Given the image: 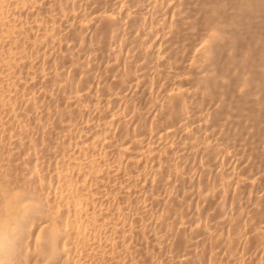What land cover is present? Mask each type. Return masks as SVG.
<instances>
[{
	"label": "bare ground",
	"instance_id": "obj_1",
	"mask_svg": "<svg viewBox=\"0 0 264 264\" xmlns=\"http://www.w3.org/2000/svg\"><path fill=\"white\" fill-rule=\"evenodd\" d=\"M262 31L264 0H0V264H141L159 249L171 264H264ZM19 46L42 53L22 61ZM79 51L97 72L72 74ZM150 77L146 115L129 99ZM21 78L42 93L4 88ZM102 89L108 106L85 118ZM112 175L149 202L112 201ZM108 214L168 247H134Z\"/></svg>",
	"mask_w": 264,
	"mask_h": 264
},
{
	"label": "rangeland",
	"instance_id": "obj_2",
	"mask_svg": "<svg viewBox=\"0 0 264 264\" xmlns=\"http://www.w3.org/2000/svg\"><path fill=\"white\" fill-rule=\"evenodd\" d=\"M41 15H42V14L40 13V16H41ZM32 17H33V16H32ZM29 18H30V17H29ZM187 24H188V23H187ZM187 24H186V25H187ZM196 28H197V27H196ZM258 31H259V30H258ZM263 32H264V31H262V33H263ZM36 34H37V33H36ZM36 34H35V35H36ZM263 34H264V33H263ZM35 35H34L33 38L30 37V41H36V40H37L36 43H38L39 40H40V35H39V33H38L39 36L37 35V36H38L37 39H36L37 36H35ZM32 39H33V40H32ZM35 39H36V40H35ZM258 47H259V48H262V45H261V46H260V45H259V46H258V45L255 46V48H258ZM20 48H22V49H20ZM252 48H253V47H252ZM259 48H258V49H259ZM14 49L16 50V48H14ZM14 49L12 48V52L14 51ZM17 49L20 50V52L17 50L18 52L15 51L14 53H17V54L19 53L20 56H23L24 53H27V56L29 57V59L32 58L33 60L35 59V58H33V54H34V56H36V55L39 54L38 51H39V52L41 51V50H38V49H37V52H35V51H36V50H35L34 53H32L31 50H30V51H31V52H30L29 49L24 48V46H23V47H22V46H21V47L19 46ZM25 50H27V52H26ZM250 50H252V49H250ZM24 51H25V52H24ZM256 51H258V50H256ZM259 51H261V50L259 49ZM259 51H258V52H259ZM79 52H81V51H79ZM87 52H88V53H87ZM37 53H38V54H37ZM41 53H42V51L40 52V54H41ZM83 53H84V55H85V51H83V52H81V53H77L78 56H79V54H80V56H81V57L79 56L80 58H77V57L74 55V56H72V57H69V60L67 61L70 65H71V64H74V63L76 64V63L78 62V64H76L77 66H76V65H71V67H73V66H74V68L76 67V69L72 68V71H71L72 74H74V75H75V74L78 75V73H80V69L83 70V68H86L87 65L84 66V64H86L87 61L89 62L90 69H91V66H93L92 68H94V66H97V65H98V64H97V63H98V58H95V56H94L95 54H94V55H93V54L90 55V54H89L90 52H89V51H86V54H87V55L89 54L88 57L90 58V56H91V58H92V59L87 60V59H86V58H87V55L84 56ZM9 54H10V53H9ZM17 54H13V55L18 56ZM28 54H30V55H28ZM24 55H25V56H23V58H24V57H25V58H24V60H22V61H25V60L28 58V57L26 56V54H24ZM82 55H83V57H85V59L82 57ZM92 55H93V57H92ZM16 56H15V57H16ZM20 56H18V57H20ZM31 56H32V57H31ZM74 57H76V58H74ZM16 58H17V57H16ZM94 58H95V60L93 61ZM21 59H22V57H21L19 60L21 61ZM70 59H71L72 61H70ZM78 59H79V60H78ZM83 59H84V60H83ZM6 60H8V58H6ZM73 60H74V61H73ZM80 60H81V61H80ZM91 60L93 61V63H92ZM96 60H97V61H96ZM70 62H71V63H70ZM73 62H74V63H73ZM80 62H81V63H80ZM84 62H85V63H84ZM88 62H87V64H88ZM90 62H91L92 64H90ZM31 63H32V62H31ZM68 63L66 64V66L69 65ZM95 64H97V65H95ZM46 65H47V64H45L44 66H46ZM70 65H69V66H70ZM81 65H82V66H81ZM89 65H88V67H89ZM30 66H31V67H30ZM32 66H33V67H32ZM53 66H54V64H52V63H51V64L49 63V64L47 65L48 68L51 67L49 70H52V72H53V70H57V71L59 72L60 69H59V70L57 69V67H56L57 65H55L54 67H53ZM78 66L81 67V68L79 69ZM26 67H27V66H26ZM26 67H25V68H26ZM71 67H70V68L68 67V69H71ZM30 68H32V69H30ZM34 68H35L34 65H30V64H29L28 71L32 72L31 70H34ZM55 68H56V69H55ZM22 69H23V71L21 70L22 72H21L20 76L23 75L22 73H24V71H25L24 68H22ZM35 69H36V68H35ZM44 69H45V67H44ZM46 69H47V68H46ZM78 69H79V70H78ZM94 69H95V68H94ZM94 69H93V70H94ZM49 70H47V71H49ZM73 70H74L75 72H74ZM77 70H78V71H77ZM82 70H81V71H82ZM96 70H98V66L96 67V69H95L94 71H96ZM47 71L44 70V72H47ZM57 71H56V72H57ZM96 72H97V71H96ZM130 72L132 73L131 70H130ZM130 72H129V70H128V74H129ZM19 73H20V71L17 70V75H18ZM131 73H130V75H127L128 78H129V76H130V78L133 77V76L131 75ZM17 75H16V73H15V76H17ZM21 77H22V76H21ZM9 79H10V78H9ZM9 79L6 81V83H5L6 86H4V88H7V86L16 83V85H17L16 87H18V89H22V90H23V88H22L23 86H28V89H29V90H28L26 87H24V89L26 88L27 91H31V93H32L33 90H34L33 92L35 93V91H37V88L40 89V87H39V83H37L38 85H37L36 83H35L36 85H34V84H29L28 82H26V80H24V79L21 78L22 80H17V82H19V83L17 84L16 81H14V82H13V81H9ZM14 79H15V78H14ZM150 79H151V77H150L149 79H147V83H146V81H145L146 85L149 84V86H144L145 83H144V85L141 84V85H143V87L140 85V86H139V89H140V90L138 89V91H137L138 93H135V94L129 99V105H131L130 108H132L133 106H135V107H138V106H139L138 108H142V109L145 110L144 112H146L147 110H146L145 107L148 108V106H145L146 104L149 105V103H150V104H151V103H153V104L156 103V102H154V101H156V97H155V94H156V86L153 88V86L156 85V84H155V83H156V81H155L156 79H155V77H152L151 80L153 81V83H151L152 81H149ZM10 80H11V79H10ZM21 81H22V82H21ZM24 81H25V83H24ZM9 82H10V84H8ZM12 82H13V83H12ZM154 82H155V83H154ZM21 83H22V84H21ZM5 84H4V85H5ZM19 84H20V85H19ZM24 84H26V85H24ZM28 84H29V85H28ZM30 85H32L31 88H30ZM151 85H152V86H151ZM37 86H38V87H37ZM9 87H10V86H9ZM141 87H142V89H141ZM146 87H147V88H146ZM150 87H151V88H150ZM7 89H8V88H7ZM142 90H143V91H142ZM40 91H41V93H42V90H41V89H40ZM95 91H96V90H95ZM97 91H98V89H97ZM103 91H104V90L102 89V91H100L101 93L99 92L100 94L97 95V92L94 94V99L97 97V98H96V101H95V100L93 99V97H92V101H94V102H92L91 100H89L88 102H86V101L82 102L83 106L86 105V106L88 107V108H87V111H88V112H86V114L89 113V112L92 110L93 115H92V113H91V114L89 113L90 115H92V116H90V117H92V118H95V119L98 118V117H99L98 115H99V113L102 111V108H106V107L108 106V104H106V102H105V101L107 100V99H106L107 97H106V95H105L106 93L104 94ZM22 92H23V91H22ZM37 92H38V91H37ZM145 92H146V93H145ZM39 93H40V92H39ZM41 93H40V94H41ZM66 93H67V92H64V93L62 92V93H60V96H58L59 94H57V92H56V93H53V97H54V101H55V102L58 101V102H59V105L62 104L61 106H63V107H64V102H65V107H64L65 110H64L63 107H61V109L63 110V112H65V113L67 114L68 111L72 110V108L74 109L75 107H70V104L73 103V102H72L70 99H69V100L71 101V103L68 102V101H69V100H68V94H66ZM102 93H103V94H102ZM139 93H140V94H139ZM148 93H149V94H148ZM54 94H55V95L57 94L58 97L55 96ZM65 94H66V95H65ZM42 95H43V94H42ZM95 95H97V96H95ZM99 95H101V97H100ZM102 95H105L104 97H106V98H104V97L102 98ZM138 95H139V96H138ZM39 96H40V95H39ZM63 96H64V97H63ZM149 96H150V97H149ZM40 97H42V96H40ZM56 97H57V98H56ZM99 97H100L101 99H100ZM144 97H145V98H144ZM42 98H43V97H42ZM55 98H56V100H55ZM137 98H138V99H137ZM146 98H147V99H146ZM65 99L68 100V101H67L68 103H66V100H65ZM97 99H98V101H99V99H100V101H99L100 103L97 101ZM104 99H105V100H104ZM139 99H140V100H139ZM59 100H60V101H59ZM90 101H91V103H90ZM148 101H149V102H148ZM152 101H153V102H152ZM62 102H63V103H62ZM96 102H98V103H96ZM104 102H105V103H104ZM107 102H108V101H107ZM131 102H132V103H131ZM146 102H147V103H146ZM85 103H86V104H85ZM87 103H88V105H87ZM94 103H95V104H94ZM134 103H135V104H134ZM141 103H142V104H141ZM91 104H92V107H91ZM97 104H100V105H97ZM101 104H102V105H103V104H106V105H105L106 107H105V106L103 107ZM115 104H116V103H115ZM153 104H151V105H153ZM66 105H68L69 108H71V109L67 108L68 106H66ZM93 105L95 106V108H93V107H94ZM96 105H97V106H96ZM136 105H137V106H136ZM140 105H141V106H140ZM142 105H144V106L142 107ZM154 105H155V104H154ZM154 105H153V106H154ZM71 106H73V104H71ZM83 106H82V109H83ZM86 106H85V107H86ZM113 106H114V105H113ZM153 106H151V107H153ZM85 107H84V108H85ZM90 107L93 108L95 111H94L93 109L88 110ZM98 107H99V109H98ZM101 107H102V108H101ZM151 107H150V105H149V108H151ZM66 108H67V111H66ZM75 109H76V108H75ZM75 109H74V110H75ZM85 109H86V108H85ZM97 109H98V110H97ZM96 110H97V111H96ZM78 111H79V112H78ZM71 112H73V110L70 111V113H71ZM96 112H97V113H96ZM75 113H77V114H76L77 116H75ZM79 113L81 114L80 110H77V112H74V113H73L74 116H75L74 119H77V117H78V118H81V116H79V115H80ZM68 114H69V113H68ZM78 114H79V115H78ZM89 114L85 115V118H86V116L88 117ZM94 114H95L96 116H98V117H95ZM126 115H127L128 117L130 116V114H129V115L126 114ZM141 115H142V114H141ZM146 115H147V112H146ZM93 116H94V117H93ZM143 116H145V115H143ZM143 116H142V117H143ZM128 117L126 118V120L128 119ZM96 120H97V119H96ZM50 121H51V120H50ZM50 121L48 122L49 125L47 124V125H45L46 127H44L46 130H48V131H47L48 134H46V132H45V134H46V136H49V139H51V137H52L51 140H52V141H55L56 143H58V142H57L58 139H60L59 141H61V140L63 139V138H62V136H63L62 134L64 133V130H62V133H61V131H60L61 129L57 128V127H56V124H55L53 121H51L52 124L50 125ZM55 121H56V119H55ZM53 123H54L55 126H53ZM51 126H52V127H51ZM50 127H51L52 129H51ZM53 127H55V129H54ZM56 128H57V129H56ZM58 129H59V130H58ZM46 130H45V131H46ZM54 130H55V131L58 130L60 133H59L58 131L55 132ZM49 131H50V132L53 131L51 136H50V132H49ZM57 132H58V133H57ZM58 134H59V136H58L57 138L54 137V136H57ZM61 135H62V136H61ZM60 136H61V137H60ZM53 137H54V138H53ZM47 138H48V137H47ZM55 138H56V139H55ZM56 140H57V141H56ZM89 154H90V153H89ZM111 155H112V154H111ZM111 155H110V152H108V155H106V156L103 157V158L105 159V163L101 161V165H100V166H102V164H103V165H104V164H108V165H110L111 163H113V164L118 163V162H117L118 160H116V157L113 158V155H112V157H111ZM107 156H108V157H107ZM90 157L93 158V156H90ZM90 157H89V158H90ZM109 157H110V158H109ZM106 159H107V161H106ZM109 159H110V160H109ZM112 159H113V160H112ZM108 160H109V161H108ZM115 160H116V162H115ZM110 161H112V162H110ZM107 162H110V163H107ZM119 163L121 164V162H119ZM113 164H111L110 166H113ZM120 164H119V165H120ZM115 165H116V164H115ZM115 165L113 166L114 168H115ZM119 165H118L117 167H120V168H121V167H122V168L124 167L123 164H121L120 166H119ZM122 168H121V169H122ZM123 170H124V169H123ZM121 172H122V170H121ZM115 175H116V174H115ZM115 175H112V177H114V179L116 180V183H115V180L111 177L113 180L111 181L110 178H109V179H108V186L106 185V187H105V189H106L105 192H106V194H110V195L112 196V201H113V199H114V201H115V198H116V197H117V198H116L117 200H120V199L123 200V199H124V201H125V200L127 199L125 193H128V194H127V195H128L127 197H128L129 199H130V196L133 197L132 195H134V197H135V196H136L135 194H137V197H135V198L133 197L132 199H136V200H137L138 198H140V199L137 200L138 202H139V201H140V202L142 201V202H144V203L149 202V201H147L146 199L143 201V199L145 198L144 195H145L146 197H151L152 195L149 196L150 194H148V193H145V194H144L145 191H144V192H141V191H140V187H137V186H140V185L134 186V188H133L134 190H133V189H132V186H133V185H132V186L130 185L131 183H127V181L125 182V180H123L124 182L122 183V182H120V178L117 179V177H118L119 175L117 174V175H118V176L116 175L117 177H116ZM117 180H119V181L117 182ZM121 180H122V179H121ZM111 182H112V183H111ZM119 182H120V183H119ZM125 183H127V184H125ZM115 184H116V185H115ZM121 184H122V185H121ZM128 184L131 186V188H130L131 190L129 189L130 186L128 187ZM117 186H118V187H117ZM109 187H110V188H109ZM111 187L114 188V189H112ZM125 187H127V188L129 189V191H132V192H130V193H129V192H125V190L128 191ZM135 187H136L137 189H136ZM107 188H108V189H107ZM121 188H122V189H121ZM138 188H139V189H138ZM111 189L113 190L114 193L112 192ZM108 190H109V192H108ZM115 190H116V191H115ZM138 190L141 192V194H140V192L138 193ZM135 191H136V192H135ZM134 192H135V194H132V193H134ZM111 193H113L114 195L111 194ZM115 193H116V195H115ZM122 193H123V194H122ZM118 194H119V195L122 194L123 198H120V197H122V196H121V195L119 196ZM131 194H132V195H131ZM147 194H148V195H147ZM110 195H109V196H110ZM124 195H125V196H124ZM114 196H115V198H114ZM118 196H119V197H118ZM124 197H125V198H124ZM142 197H143V198H142ZM187 197H188V199L183 198L184 201H183V199H182L183 204H184L185 206L187 205V204H186V201H187V203L189 202V204H190V202H191V200H189V195L186 196V198H187ZM119 198H120V199H119ZM190 199H191V197H190ZM122 200H120L119 202H123ZM185 200H186V201H185ZM117 202H118V201H117ZM142 202H141V203H142ZM104 204L106 205V206L103 205V206H105V210H106V208H107V204H106V203H104ZM112 204H113V203H112ZM112 204H111V205H112ZM121 204H123V203H121ZM118 205L120 206L119 203H118ZM153 205H154V204H153ZM153 205L151 204L152 207L149 205V206H150L149 209L152 208V209H150V210H152V212H154V213H152V215H156V208H157V207H156V206L153 207ZM101 206H102V205H101ZM111 207H112V206H110V208H111ZM155 207H156V208H155ZM186 207H187V206H186ZM108 208H109V207H108ZM154 209H155V211H153ZM106 211H107V210H106ZM108 215H109V214H108ZM108 215H107V217L110 216V215H109V216H108ZM110 217H111V216H110ZM110 217H109V219L111 220L113 217H111V218H110ZM107 219H108V218H107ZM109 219H108V220H109ZM114 219H115V218H113V221H115V222L119 221L118 223H119L120 226H122V227H123L125 224H126L125 227H127V226H131V228L135 225V224L126 223L125 221H122V220H116V219L114 220ZM121 221H122V223H121ZM123 222L125 223L124 225H122ZM127 224H130V225H127ZM137 226H138V225H137ZM137 226H134V227L132 228L133 230H134V228L136 229V230H134V232H133L132 229H130V230L128 229V228H130V227H127V228H126V229H127V232L132 231L133 233H135V232L137 233V238L135 237V239H134V241H137V242H136L137 244L134 242V247H135V245H136V247L147 246V247H145V248H146L147 250H149L150 245H152V243H153L156 247H155L154 245H152V247H153V248L155 247V248H158V249H159V247H157V245L161 244V242H160L159 244H158V243H154L155 240H153V239H154V236H153V235H154V231H153V229H152L151 227H149V226H148L149 229H148V227H146V226H144V227L142 226V227H140V229H141V231H143V232H141L140 229L138 230ZM125 227H123V228H125ZM146 228H147V229H146ZM137 230L140 231V232L138 233ZM149 230H151V231H149ZM145 231H146L147 233H146ZM152 232H153V233H152ZM136 233H135V234H136ZM141 233H142L141 237L143 236L142 238L139 237ZM135 234H134V235H135ZM145 234H146L148 237H146ZM152 234H153V235H152ZM155 234H156V233H155ZM135 236H136V235H135ZM149 236H150V237H149ZM151 237H153V238H151ZM138 238H140V240H139ZM145 238H146V239H145ZM150 238H151V239H150ZM142 240H143V241L145 240V241H144L145 243H144ZM139 242H140V243H139ZM151 242H152V243H151ZM156 242H157V241H156ZM148 243H149V244H148ZM162 243L165 244L164 241H162ZM141 244H142V245H141ZM156 244H157V245H156ZM164 244L159 245V246L162 247V250H166V249H163V248H166V247H164L166 244H165V245H164ZM138 245H139V246H138ZM166 246H167V245H166ZM167 247H168V246H167ZM138 249L142 250L141 248H138ZM150 249H151V248H150ZM131 250H133V249L131 248ZM155 250H156V249H155ZM159 250H160V252H162L163 254H165L167 257H168L169 255H172V256H173L172 258H174V259H172L171 256H170V257H168L169 259L171 258V260H173V261L176 260L175 257H174V254H175L174 252H171V251L168 250V249H167L166 251H161V249H159ZM142 251H144V247H143V250H142ZM168 251L170 252V254H169ZM164 252H166V253H164ZM167 252H168V253H167ZM154 253H156V251H155ZM172 253H173V254H172ZM159 254H161V253H158V258H159V256H160V259L158 260V262H157V256H156V254H155L154 256H155L156 259H149V260H151V261H149L148 259H147L148 261H147L146 259H144L143 261H145V260H146V261H145V262H142L141 264H144V263H146V262H149V263L151 262V264H152L153 260H156V263H155V261H154L155 264H171V263H170L171 260L167 259L165 255L162 254V255L164 256V257H163L162 255H159ZM154 256H153V257H154ZM175 256H176V255H175ZM150 257H151V256H150ZM153 257H152V258H153ZM162 257H163L164 259H162ZM178 258H179V257H177V259H178ZM161 259H162L163 261H162ZM166 259H167V261H166ZM114 260L116 261L117 259H114ZM160 260H161V263H159ZM102 261H103V259H101V261L99 260L98 263L101 264L100 262H102ZM112 261H113V260H112ZM112 261H111V264L113 263ZM115 261H114V264H116ZM139 264H140V263H139ZM146 264H148V263H146ZM191 264H192V262H191Z\"/></svg>",
	"mask_w": 264,
	"mask_h": 264
}]
</instances>
